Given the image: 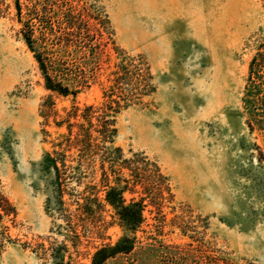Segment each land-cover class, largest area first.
Segmentation results:
<instances>
[{
  "label": "rangeland",
  "instance_id": "374dc122",
  "mask_svg": "<svg viewBox=\"0 0 264 264\" xmlns=\"http://www.w3.org/2000/svg\"><path fill=\"white\" fill-rule=\"evenodd\" d=\"M35 1L57 2L20 0L24 17ZM72 2L109 21L111 66L125 53L149 67L155 91L118 114L115 144L125 157L157 161L172 189L163 213L149 205L135 234L108 230L112 244L136 238L132 252L104 264H264V158L255 147L264 154V136L250 132L243 103L251 61L264 52V0ZM21 26L14 0H0V193L17 210L5 220L14 243L0 264H91L101 241L74 246L46 211L53 190L41 166L50 148L42 129H56L43 125L50 92ZM108 72L78 96L81 105L102 101ZM54 99L59 109L71 104ZM63 244V260L44 255L43 245Z\"/></svg>",
  "mask_w": 264,
  "mask_h": 264
},
{
  "label": "trees",
  "instance_id": "16d2710c",
  "mask_svg": "<svg viewBox=\"0 0 264 264\" xmlns=\"http://www.w3.org/2000/svg\"><path fill=\"white\" fill-rule=\"evenodd\" d=\"M56 1L51 7L35 1L24 17L20 0H14L17 20L22 25L20 34L50 92L41 104L43 125L56 129L54 133L42 129L50 148L41 166L53 190V196L46 200V211L63 221L59 226L66 229L65 237L74 246L83 238L101 241L91 264H104L119 253L132 252L135 245L136 237L127 235L113 244L108 242L111 227L135 234L146 220L144 212L149 205L162 214L165 202L172 198L169 178L157 161L144 152L125 157L123 149L115 144L118 114L141 103L155 87L150 84L152 76L143 61L123 53L121 61L111 66L108 20L92 16L72 0ZM108 70L102 101L81 105L78 96ZM55 96L71 98V104L59 109ZM243 103L250 132L259 131L264 136V52L251 61ZM255 147L263 159L261 146ZM16 216L15 206L0 193V254L14 243L5 220ZM42 249L44 255L50 250L52 258L61 261L66 247L43 245Z\"/></svg>",
  "mask_w": 264,
  "mask_h": 264
}]
</instances>
